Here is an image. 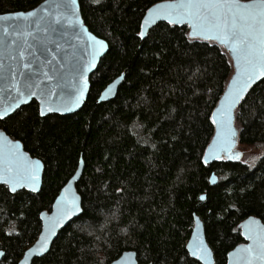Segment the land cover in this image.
<instances>
[{"label": "trees", "instance_id": "trees-1", "mask_svg": "<svg viewBox=\"0 0 264 264\" xmlns=\"http://www.w3.org/2000/svg\"><path fill=\"white\" fill-rule=\"evenodd\" d=\"M43 1L0 0V15ZM78 1L84 24L108 50L77 113L40 117L33 101L0 121V130L44 166L38 194H11L0 185V264H17L34 243L40 213L50 211L80 159L82 213L32 264H110L125 251H134L139 264H200L185 249L194 215L214 264H226L243 243L239 224L248 217L264 224V150L252 166L202 163L214 131L211 113L232 73L227 54L215 43L191 41L186 26L159 23L141 40L145 11L169 0ZM121 74L115 98L97 103ZM235 116L239 146H264V79Z\"/></svg>", "mask_w": 264, "mask_h": 264}, {"label": "water", "instance_id": "water-1", "mask_svg": "<svg viewBox=\"0 0 264 264\" xmlns=\"http://www.w3.org/2000/svg\"><path fill=\"white\" fill-rule=\"evenodd\" d=\"M65 2L66 0H44L41 4L30 11L0 15V117H2L0 118V121L5 120L7 117L15 113L18 109L30 104L33 101L38 105V109L40 110V108L42 107L40 91L42 89L51 90L52 94L48 97V99L50 100L53 107H59L61 109L65 107L71 108V110L68 111L48 112L43 117L49 115H71L80 111V109L84 106L90 88V76L95 72L100 60L106 54L108 50V44L104 40L94 36L88 30L87 26L84 24L78 0H75V4L72 5L69 11H66L62 7H54V5L63 4ZM174 2H176V0L162 1L152 5L145 11L143 18L147 16L150 9L156 7L157 5ZM240 2L249 3L251 2V0H240ZM29 13H32L33 15L29 16ZM4 17L10 18L4 19ZM41 18L44 19L42 20ZM143 18L141 20V23L143 22ZM56 20H59V23H56ZM159 23L167 24V21H157L156 24L147 29V34L154 26ZM190 32L191 29L188 28L189 39H191L189 36ZM90 37H94L96 41H103L104 43V48L99 49L97 54L95 55L94 62H92V48L90 47V45L94 43V41L90 40ZM146 37L147 35L145 36V38ZM208 42H212L218 45L214 41ZM218 46L221 47L227 54L231 63L232 73L227 81L223 93L221 94L216 106L211 113V117L212 114L216 112L218 108H220L221 101L224 99L225 93L230 86V82L235 75L234 62L230 52L223 45ZM25 64L28 65L27 68H25ZM44 73H47V76H45ZM27 75H32L36 84L39 85V87L33 89V92H35L36 94H26L20 98H17L16 88H20L22 86ZM123 78L124 74H121L113 81H111L101 91L97 99V103H105L114 99L117 94L118 88L123 81ZM261 80H257L256 83H254L249 89L246 90L244 98L247 96L252 87ZM13 85H15L16 87L14 88ZM82 85L84 88L83 100L79 103V105L72 106L71 99H74L76 90ZM110 87L112 88V91L109 93L108 89ZM6 89H9L10 91ZM67 93H73V96L69 98ZM243 99L239 102L238 105L235 106L232 113L231 127L233 132L235 133V135L232 137L233 143L231 147V155L233 158L229 159L227 153H221V159L209 160L207 164L203 162L205 153L209 150L210 145H212L214 140L216 139L217 128L215 125H213V135L202 157V163L206 167H209L213 163H217L222 160L228 162H241L243 153L238 149L239 133L236 127L235 113ZM6 109L7 111H5ZM5 139L8 142L19 144V153L22 156L27 157L29 161H39L40 163V170L38 173L39 180L37 182L35 191L31 190L29 187H18L16 192H9L11 194H15L19 191L24 190L32 194H38L42 186V175L44 170L43 163L39 159L34 158L29 153H27L24 150L21 142L9 137L3 130H0V145L3 144ZM236 157H239V159H236ZM82 173L83 161L82 159H80L74 174L69 178V180L61 188L60 192L54 199L50 211H43L40 213V232L34 243H32L24 251L21 259L17 264H32L35 259H39L45 256L50 251L59 233L81 215V197L77 193L76 184L80 180ZM209 182L211 186L217 184V177L213 173L209 178ZM0 185H3L8 189V186H6L5 184L0 183ZM202 196L206 198L205 195ZM61 197H65L69 201L75 198L76 204L79 207V212L72 215L71 218L62 220L60 224L54 229L53 233L49 235L48 231L50 227V221L56 212L57 201ZM204 200L200 199V201ZM250 220H255L258 222L259 226H264V224L255 217H248L243 220L239 224L238 228L240 229V234L244 242L237 245L230 252H228L226 264H235L233 257L237 250L252 243L250 240L245 238V234L247 231L245 226L249 223ZM44 236H47L46 243L42 241V237ZM201 241L203 242L204 247H206L208 250L209 264H214L215 262L212 250L207 244L205 238L203 222L197 215H194L191 234L186 242L185 249L192 259L198 261L200 264H205L204 261L198 260L195 256H193L191 251L194 245ZM42 243H44V250L40 252L35 251L36 249L40 248ZM3 257L4 252L0 250V262L2 261ZM110 264L139 263L134 251H125Z\"/></svg>", "mask_w": 264, "mask_h": 264}, {"label": "snow or ice", "instance_id": "snow-or-ice-1", "mask_svg": "<svg viewBox=\"0 0 264 264\" xmlns=\"http://www.w3.org/2000/svg\"><path fill=\"white\" fill-rule=\"evenodd\" d=\"M74 4L75 0H66L65 3L54 5V7H62L69 11ZM9 18L4 17V19ZM160 20L167 21L170 26L186 25L191 29L189 33L191 41H214L230 52L235 75L221 101L220 108L212 114L211 122L216 126L217 134L213 144L205 153L203 162L207 164L209 160L221 159V153H227L228 158L232 159V137L235 135L231 127L233 109L244 98L247 89L257 80L264 79V0H251L249 3H241L240 0H176L174 3L159 4L150 9L147 16L143 18L137 32L139 38L143 40L147 35V29ZM55 22L59 23V20ZM89 39L94 41L90 45L92 62H94L95 55L99 49L104 48V43L96 41L94 37ZM27 67L28 65L25 64V68ZM44 75L47 76V73ZM13 87L16 86L13 85ZM37 87L39 85L36 84L32 75H27L22 86L16 88L17 98L26 94L35 95L33 89ZM111 91L110 87L108 92ZM51 94V90L40 91L42 107L39 115L41 117L48 112L71 110L69 107L63 109L53 107L48 99ZM67 95L71 98L73 93H67ZM83 97L82 85L76 90L74 99H71L72 106L79 105ZM19 147V144L8 142L6 139L0 145V183L8 186V190L13 193L18 187H29L35 191L39 180L40 163L39 161L31 162L27 157L22 156L18 151ZM200 199L204 200L205 197L201 196ZM78 212L79 207L75 198L69 201L61 197L57 201L56 212L51 218L48 234H52L62 220L71 218ZM245 227L247 229L245 238L252 243L237 250L233 257L235 264H264V226H259L257 221L250 220ZM42 241L46 243L47 236L42 237ZM44 243L35 251H43ZM191 251L198 260L209 264V253L202 241L196 243Z\"/></svg>", "mask_w": 264, "mask_h": 264}, {"label": "rangeland", "instance_id": "rangeland-1", "mask_svg": "<svg viewBox=\"0 0 264 264\" xmlns=\"http://www.w3.org/2000/svg\"><path fill=\"white\" fill-rule=\"evenodd\" d=\"M238 149L243 153L241 162L252 166L262 156L264 146L261 144L254 146H239Z\"/></svg>", "mask_w": 264, "mask_h": 264}, {"label": "flooded vegetation", "instance_id": "flooded-vegetation-1", "mask_svg": "<svg viewBox=\"0 0 264 264\" xmlns=\"http://www.w3.org/2000/svg\"><path fill=\"white\" fill-rule=\"evenodd\" d=\"M243 240V239H242ZM244 242V241H243ZM242 244V243H241Z\"/></svg>", "mask_w": 264, "mask_h": 264}]
</instances>
